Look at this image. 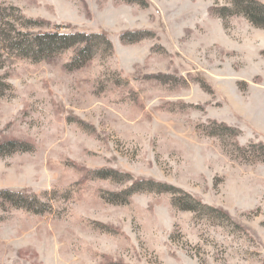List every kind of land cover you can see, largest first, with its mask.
<instances>
[{"label":"rangeland","instance_id":"obj_1","mask_svg":"<svg viewBox=\"0 0 264 264\" xmlns=\"http://www.w3.org/2000/svg\"><path fill=\"white\" fill-rule=\"evenodd\" d=\"M146 1L0 0V145L28 149L0 150V191L40 197L0 212V264H264V21L245 11L264 0ZM24 18L105 32L114 55L21 59ZM101 169L179 191L114 204L132 182L85 178Z\"/></svg>","mask_w":264,"mask_h":264},{"label":"trees","instance_id":"obj_2","mask_svg":"<svg viewBox=\"0 0 264 264\" xmlns=\"http://www.w3.org/2000/svg\"><path fill=\"white\" fill-rule=\"evenodd\" d=\"M148 4L146 0H127L129 3H139ZM253 5L248 7V16L252 22L264 21V4H257L252 2ZM16 12H20L17 8H12ZM25 21L23 26L27 28V31H22V27L15 28L18 38L14 43V50L18 53L21 59H28L33 62H39L47 59L48 57L62 55L66 52H71V57L69 63L67 64L70 70H76L83 68L93 59L103 55L104 57H112L114 55V46L108 35L105 32L87 31L81 29H69L68 31H33L34 29H46L49 28L50 24L40 20L32 18H24ZM61 28V27H58ZM62 29V28H61ZM148 31H135L127 32L122 34L121 38L126 43H136L143 38H146ZM162 77L170 78V76L162 75ZM211 123L219 125L217 122L212 121ZM223 128L228 130L232 135L236 137V144L238 149L242 153H247V148L241 147L237 140V130L227 126L222 125ZM263 145L251 144L249 148L253 147H263ZM17 152L20 150H28L24 143L8 142L0 145V150L2 152ZM6 150V151H5ZM256 152L260 153L259 150ZM5 153V154H10ZM124 175L113 169H101V170H89L85 173V178L88 180H94L95 178L104 180L118 181L122 180L129 182L131 180V185L126 187L124 190L118 192L115 196L118 201H112L114 204L127 202L130 196L142 192H157V193H169L170 191H179L178 189L167 185L156 182L155 180L138 179L134 178L130 174ZM40 197L35 193H30L28 191H18L13 189H5L0 191V212L7 210L8 207L23 209L27 211L36 210L35 206L40 205ZM182 204L183 210L193 211V212H217L212 207L203 205L200 201L192 198L189 195H185V198L176 201V206ZM42 205V204H41ZM181 206V205H180ZM50 209V207H48ZM210 214V213H205ZM220 216L226 215L222 212L219 213ZM107 264H125L119 261L109 262Z\"/></svg>","mask_w":264,"mask_h":264}]
</instances>
